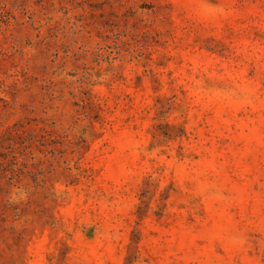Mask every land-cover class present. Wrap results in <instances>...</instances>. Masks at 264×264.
<instances>
[{
  "label": "rangeland",
  "instance_id": "1",
  "mask_svg": "<svg viewBox=\"0 0 264 264\" xmlns=\"http://www.w3.org/2000/svg\"><path fill=\"white\" fill-rule=\"evenodd\" d=\"M0 264H264V0H0Z\"/></svg>",
  "mask_w": 264,
  "mask_h": 264
}]
</instances>
